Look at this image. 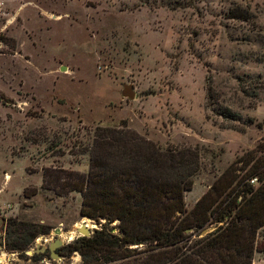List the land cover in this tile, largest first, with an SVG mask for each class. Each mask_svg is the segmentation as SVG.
Returning <instances> with one entry per match:
<instances>
[{"label":"rangeland","instance_id":"obj_1","mask_svg":"<svg viewBox=\"0 0 264 264\" xmlns=\"http://www.w3.org/2000/svg\"><path fill=\"white\" fill-rule=\"evenodd\" d=\"M234 4L254 23L226 17ZM125 84L132 98L122 95ZM121 120L161 147H197L199 166L183 191L189 209L264 137V0H0L2 264H81L78 252L58 248L80 236V223H99L78 213L79 192L42 190L40 171L84 173L87 156L71 146L88 143L94 125ZM9 219L49 229L22 251L6 250ZM40 235L46 242L36 249ZM56 237L51 258L39 249ZM255 238L251 264H264V225Z\"/></svg>","mask_w":264,"mask_h":264},{"label":"trees","instance_id":"obj_2","mask_svg":"<svg viewBox=\"0 0 264 264\" xmlns=\"http://www.w3.org/2000/svg\"><path fill=\"white\" fill-rule=\"evenodd\" d=\"M225 16L254 23L248 9L237 4ZM89 131V142L73 144L70 150L87 156L84 173L59 165L40 171L42 190L79 192L78 213L99 223L90 235L59 246L60 255L76 251L81 264H251L255 236L264 225V137L235 157L186 209L183 191L199 166L196 146L161 147L124 120L117 126L96 124ZM33 192L23 190L24 195ZM209 224L213 228L198 236ZM48 229L46 224L9 219L3 247L22 251Z\"/></svg>","mask_w":264,"mask_h":264},{"label":"water","instance_id":"obj_3","mask_svg":"<svg viewBox=\"0 0 264 264\" xmlns=\"http://www.w3.org/2000/svg\"><path fill=\"white\" fill-rule=\"evenodd\" d=\"M121 93H122V95H124L128 98H132V96H133V92L131 91L129 84L123 85ZM94 228L95 227H92V226L87 227L84 223H80L79 226L77 227V231L80 232V235H82V236H88ZM207 231H208L207 228H202L199 230V234L202 235V234L206 233ZM55 232H58L57 228L55 229ZM61 244H62L61 238L56 237L53 240H51L50 242H48L46 246L40 247L39 250L43 251L46 247V249L48 250L49 257L54 258V257L58 256L57 252L54 251V248L58 247Z\"/></svg>","mask_w":264,"mask_h":264},{"label":"built area","instance_id":"obj_4","mask_svg":"<svg viewBox=\"0 0 264 264\" xmlns=\"http://www.w3.org/2000/svg\"><path fill=\"white\" fill-rule=\"evenodd\" d=\"M41 240L43 241H45L46 242V238L45 237H43V235L41 236L40 235V237H37V242H34L33 244H32V246L34 247V248H38V245H40L42 242H41ZM37 243V244H36ZM5 257H6V253H5V256H4V258L2 259V261L0 260V264H2V263H4L5 262Z\"/></svg>","mask_w":264,"mask_h":264},{"label":"bare ground","instance_id":"obj_5","mask_svg":"<svg viewBox=\"0 0 264 264\" xmlns=\"http://www.w3.org/2000/svg\"><path fill=\"white\" fill-rule=\"evenodd\" d=\"M84 222H85V221H84ZM84 224H85V223H84ZM85 225H86L87 227L91 226L89 223H86ZM72 234H73V233L69 232V233H68V237H69V236L71 237ZM2 255H3V254H2ZM3 257H4V256H3Z\"/></svg>","mask_w":264,"mask_h":264},{"label":"flooded vegetation","instance_id":"obj_6","mask_svg":"<svg viewBox=\"0 0 264 264\" xmlns=\"http://www.w3.org/2000/svg\"><path fill=\"white\" fill-rule=\"evenodd\" d=\"M4 257H2L1 251H0V260L3 259ZM2 261V260H1Z\"/></svg>","mask_w":264,"mask_h":264}]
</instances>
